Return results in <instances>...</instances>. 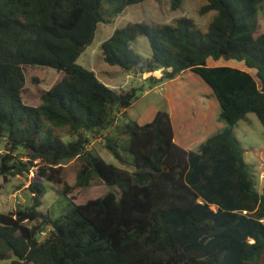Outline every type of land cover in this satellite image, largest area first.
Returning a JSON list of instances; mask_svg holds the SVG:
<instances>
[{"label": "trees", "instance_id": "1", "mask_svg": "<svg viewBox=\"0 0 264 264\" xmlns=\"http://www.w3.org/2000/svg\"><path fill=\"white\" fill-rule=\"evenodd\" d=\"M144 1L0 0V175L37 167L28 185L32 204L0 212V261L251 264L264 257V184L256 189L233 132L249 113L264 131V19L258 17L264 0H205L199 14L214 13L205 31L182 16L172 23L127 24L100 45L106 64L146 75L151 83L185 71L203 80L224 126L195 150L174 142L166 111L143 125L117 122L138 99L136 89L116 92L76 62L99 23ZM181 2L170 0V8ZM141 36L150 45L149 57L131 47ZM220 59L243 68L208 66ZM48 68L60 72V80L41 92L38 105L24 103L22 96L43 81ZM158 68L162 73L154 77ZM51 129L67 130L70 139ZM98 136L131 169L87 150ZM70 160L79 163L72 183L62 165ZM93 180L108 191L87 197ZM44 182L60 186L69 203L65 213L39 211Z\"/></svg>", "mask_w": 264, "mask_h": 264}, {"label": "rangeland", "instance_id": "2", "mask_svg": "<svg viewBox=\"0 0 264 264\" xmlns=\"http://www.w3.org/2000/svg\"><path fill=\"white\" fill-rule=\"evenodd\" d=\"M205 0H182L180 6L176 9L170 8V0H146L140 4L128 6L120 14L112 17L108 23H99L95 31L94 37L90 45L81 53L76 60L77 64L92 70L97 78L108 88L120 92L122 90L136 89L138 101L135 102L126 113H120L116 118L117 122L134 120L139 124L150 122L155 113L158 111L170 112L171 108L167 102L166 96L172 99L173 110L178 111L182 121L177 123L175 114V127L177 134H182L181 123H186L187 120L194 119L197 114V105L203 106V102L212 103L213 97L208 86L203 80L191 71L185 72L179 76L177 80H164L165 85L151 83L146 75L138 73H126L117 66H110L102 59L100 45L106 40L114 29L124 27L130 23H155L164 24L172 23L175 19L186 16L191 18L194 23L205 31L208 23L214 13L209 12L205 15H200L199 10ZM104 11V9H103ZM258 17L264 19V2L263 8L258 10ZM132 49L141 54L143 57H149L151 54L150 45L145 37H138L131 43ZM212 61V60H211ZM222 63L228 62L219 60ZM46 76L42 82L37 85H31L26 94L22 96L23 102L29 105L36 106L40 103V94L43 90L49 89L53 84L60 80L62 74L52 68L46 69ZM191 74H190V73ZM161 68L153 72L154 77H160ZM142 76V77H141ZM146 92V94H144ZM178 100H176V98ZM196 100V101H195ZM171 105V106H172ZM196 112V113H195ZM123 115V116H122ZM187 118V120H186ZM224 126V123L219 120ZM180 127V128H179ZM53 133L63 141L70 139L69 132L65 129H51ZM234 135L237 138L240 146L246 151L243 155L244 160L251 167L255 175L256 189L261 190L264 184V179H259V174L264 170V131L261 123L255 114H247L244 120L236 124L233 129ZM106 133H104L105 135ZM104 136H98L87 145V150L92 153L99 154L106 162L116 164L120 167L131 169L129 165H123L119 162L105 147ZM4 153V144L0 142V155ZM22 161L27 158L23 154H17ZM122 157L129 161V157L121 151ZM262 162V163H261ZM77 160L64 162L62 165L64 179L72 183L75 178V170L78 166ZM37 167H32L30 172L23 173L17 176L0 175V212L9 213L18 208L28 207L32 204V194L28 188L30 181L33 179V174ZM45 193L41 198L39 211L43 214H48L51 217H57L65 213L69 209L68 200L60 193V186L44 182ZM108 191L99 180H93L92 184L86 189V195L89 198L98 197ZM37 222H27L28 225H34ZM47 229L38 236V239H43L47 236ZM10 260H2L0 264H9ZM251 264H264V257L260 260L252 261Z\"/></svg>", "mask_w": 264, "mask_h": 264}, {"label": "crops", "instance_id": "3", "mask_svg": "<svg viewBox=\"0 0 264 264\" xmlns=\"http://www.w3.org/2000/svg\"><path fill=\"white\" fill-rule=\"evenodd\" d=\"M223 65L237 67V68H240V69L243 68L240 64L233 63V62L222 63L219 60L216 61V62H214V61H209L208 62V66H223ZM185 72H188V71H185ZM185 72H182L181 74H183ZM181 74L179 75L180 77H181ZM179 76H177L176 78H174V79H172L170 81H174L175 82ZM164 83L165 82H161V84H158L155 87H157L159 85L163 86V85H165ZM209 90H210V88H209ZM144 94H146V92H144ZM165 96H166L167 102H168V104H169V106L171 108V110H170V112L168 114L170 116L172 130H173V140H174V142L177 145L181 146L185 150H195L198 147V145L201 142H203L210 134H212L216 130L222 128L221 127L222 124L219 122V119H218L219 107H218V104H217L215 98L212 96L213 97L212 103L210 102V104H209L208 102L204 101L203 102V106H198L197 105L196 109L198 111H197V114H195L194 119H191V120L188 119L187 120V118H186L187 122L186 123H181L180 127H182V134L178 135L177 134V129L175 127V117H176L175 114H178L177 117H176L177 123H178L179 120L181 122L182 119H181V117L179 115L180 113L178 111H174L173 110V105H172L173 101H172V99L169 96H167V95H165ZM175 98H176V100H178L177 97H175ZM138 100L139 99H137L135 102H137ZM127 109H123L121 111V113H126ZM141 125H143V124H141ZM245 152L246 151L244 150V153ZM263 153H264V151H263ZM263 157H264V154H263ZM261 173H264V170H262ZM263 222H264V220H263Z\"/></svg>", "mask_w": 264, "mask_h": 264}, {"label": "built area", "instance_id": "4", "mask_svg": "<svg viewBox=\"0 0 264 264\" xmlns=\"http://www.w3.org/2000/svg\"><path fill=\"white\" fill-rule=\"evenodd\" d=\"M259 179H260V180H263V179H264V173H261V174L259 175Z\"/></svg>", "mask_w": 264, "mask_h": 264}]
</instances>
